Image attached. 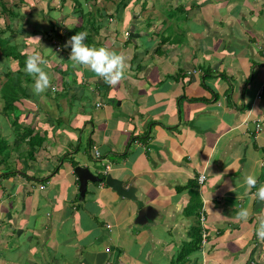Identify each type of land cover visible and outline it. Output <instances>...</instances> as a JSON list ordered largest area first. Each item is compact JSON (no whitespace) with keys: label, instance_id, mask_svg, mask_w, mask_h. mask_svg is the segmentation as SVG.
<instances>
[{"label":"crops","instance_id":"0c3cea01","mask_svg":"<svg viewBox=\"0 0 264 264\" xmlns=\"http://www.w3.org/2000/svg\"><path fill=\"white\" fill-rule=\"evenodd\" d=\"M35 1L13 23L44 27L50 86L0 97V264H264V0H78L103 24L86 43L125 57L115 85L70 59L77 0Z\"/></svg>","mask_w":264,"mask_h":264},{"label":"clouds","instance_id":"9594fccd","mask_svg":"<svg viewBox=\"0 0 264 264\" xmlns=\"http://www.w3.org/2000/svg\"><path fill=\"white\" fill-rule=\"evenodd\" d=\"M86 38V32H78L66 42L65 46L71 47L70 59L75 65L84 66L94 72L106 84H117L125 75L127 67L125 57L105 46L89 45ZM46 65L47 60L40 52H33L26 57L23 71L33 78L32 89L36 94L43 93L50 86V75L44 67ZM243 183L251 190L257 186L258 178L256 175L247 174L243 178ZM254 195L256 199L264 201V184H260ZM237 215L247 220L249 211L247 208H240ZM256 233L264 240V218L260 220Z\"/></svg>","mask_w":264,"mask_h":264},{"label":"trees","instance_id":"16d2710c","mask_svg":"<svg viewBox=\"0 0 264 264\" xmlns=\"http://www.w3.org/2000/svg\"><path fill=\"white\" fill-rule=\"evenodd\" d=\"M18 1L20 3L24 2V0H18ZM16 2L17 0H13V1L0 0V18L4 20L6 26L5 29L0 28V50L2 52L1 57L4 59V63H7V65H5L6 68L3 66L4 69L2 72H0V76H2L0 82L1 84L0 97L1 99L4 100V102H6V106L9 107L16 106V103L20 101L21 96L29 95L27 89L23 87V84H25L27 80L32 81L31 76L23 71L25 60L28 55L22 52L25 46L24 44H20L17 40L15 41L13 40V38H15L13 37V35L17 29L14 28L15 22L13 23V25L10 22L11 21L13 22L16 18L20 17L19 16L20 13H17ZM85 13L82 14V16L85 15ZM89 24L93 26L103 25L102 23L98 22V20H96V17L93 20H90ZM8 31H10V34H7ZM15 60L18 61L19 65L17 69L13 70L12 65L10 63H12ZM17 93H19L20 97L19 96L15 97L14 94ZM5 150H6V144L4 142H1V138H0V155H2V153L5 152ZM199 204H200L199 202L198 204H196L197 207L199 206ZM193 234H194V238L192 242H193V247H195V243L197 244L201 241L202 238L201 229L195 228Z\"/></svg>","mask_w":264,"mask_h":264},{"label":"rangeland","instance_id":"374dc122","mask_svg":"<svg viewBox=\"0 0 264 264\" xmlns=\"http://www.w3.org/2000/svg\"><path fill=\"white\" fill-rule=\"evenodd\" d=\"M11 1V0H10ZM32 1L33 2H36L35 0H27V2H31L32 3ZM41 1V0H40ZM39 0H38V2H40ZM58 1V0H57ZM48 2V1H47ZM99 2H103L104 3V0H99L98 1V3ZM25 3H26V1H25ZM40 3H42L43 5H46V2H40ZM51 3V2H50ZM80 3V1H76V6H78V4ZM36 4V3H35ZM35 4H33L34 6H35ZM52 5H54V6H56L55 4H58L56 1H55V3L54 2H52L51 3ZM105 4H107L106 2H105ZM38 5V4H37ZM82 5H84V3H82ZM25 7V6H24ZM77 8H79V6L78 7H76V9H74L76 12H77V16H74V13H75V11L73 10L72 12H71V10H69L68 11V15L71 17V19H68L67 21H65V26H66V29H68V30H72L71 31V33L74 35V34H76V33H78V32H89V28L88 27H90L88 24L90 23V20H93L94 18H95V16L93 15V13L92 12H90V11H86V13H85V15H83L82 16V13H78V10H77ZM51 14V16L52 17H58L59 18V16H60V14H58V11H54L53 13H50ZM122 15L124 16V13H122ZM123 16H119V17H117L116 16V20L117 21H119V22H121L122 23V18H123ZM32 19H35V20H37L38 21V23H39V25H41V27H43L42 25H43V16L41 15V14H37V13H35L34 15H33V17H31ZM31 18L29 17L28 19H29V22L31 23ZM90 20H89V19ZM1 19V18H0ZM1 22H2V29H4V27L3 26H5V23H4V21H2V19H1ZM54 22V21H53ZM85 22V23H84ZM11 23L13 24V22L11 21ZM106 24V23H105ZM118 24V23H117ZM31 25H35L34 23H31ZM31 25H29L28 23L26 24V26H24L23 25V28L24 29H26L27 30V28L28 29H32L33 27L31 26ZM14 28L15 29H17L18 30V32H17V30L15 31V33H14V35H13V37H15V38H13V40L15 41V40H17L20 44H24V46L26 45V44H29V46L28 47H26L25 49H23L22 50V52L23 53H26V54H31V53H33L34 51H36V52H38V50H36L37 49V47L35 46V45H30V44H33V43H31V39L28 41V37H30L31 35H34V38H36V37H38V38H40L39 40H38V42L39 41H41V40H43L44 38H45V35H43V32H44V30H42V29H44V27L42 28V29H39V30H37L36 32H32L29 36H26L27 34H25V32L24 31H21V30H19V27H17V20H16V22L14 23ZM31 26V28H29ZM86 26V27H85ZM45 30H47V29H45ZM17 32V33H16ZM26 33H30V32H27L26 31ZM7 34H10V31H8L7 32ZM22 35V36H21ZM144 38V37H143ZM36 43V42H35ZM103 46V45H102ZM145 46V45H144ZM52 53H50L49 55H51ZM11 64V63H10ZM5 65H7V63H4V59L1 57V51H0V72H2L3 71V66L5 67ZM12 66H13V62H12ZM15 67H16V65H15ZM6 68V67H5ZM23 87L25 88V89H27V86H26V84H23ZM15 95V97H17V96H19L20 97V95H19V93H17V94H14ZM19 101V100H18ZM16 107H18V105L17 106H15V109H16ZM18 109H16L15 110V112L17 111ZM14 112V113H15ZM10 148V147H9ZM18 151H20V150H18ZM193 202L194 203H192L191 204V208H190V210H195V209H197V205L195 204V203H198L199 201H201V197H200V195L198 194V192H196V193H193ZM200 203V202H199Z\"/></svg>","mask_w":264,"mask_h":264},{"label":"water","instance_id":"95a60500","mask_svg":"<svg viewBox=\"0 0 264 264\" xmlns=\"http://www.w3.org/2000/svg\"><path fill=\"white\" fill-rule=\"evenodd\" d=\"M106 182L109 186H112L115 188L120 194L123 196L131 197L135 199V188L130 187V188H123L122 186V181L116 178H113L111 175H108L106 178Z\"/></svg>","mask_w":264,"mask_h":264},{"label":"built area","instance_id":"2783aa9c","mask_svg":"<svg viewBox=\"0 0 264 264\" xmlns=\"http://www.w3.org/2000/svg\"><path fill=\"white\" fill-rule=\"evenodd\" d=\"M125 34H126V37H129V36H130V32H129V31H127ZM260 129H261V126L258 125L257 130H260ZM93 155H94L96 158H99V157H100V152H99L98 150L95 149ZM205 178H206V176H205L204 174L201 175V176H200V182L202 183V182L205 180ZM200 220H201V223L204 225L205 220H206L205 216L202 215L201 218H200ZM203 232H204V233H203L204 239H206L205 231H203Z\"/></svg>","mask_w":264,"mask_h":264},{"label":"bare ground","instance_id":"6f19581e","mask_svg":"<svg viewBox=\"0 0 264 264\" xmlns=\"http://www.w3.org/2000/svg\"><path fill=\"white\" fill-rule=\"evenodd\" d=\"M57 48H59V47H57Z\"/></svg>","mask_w":264,"mask_h":264}]
</instances>
